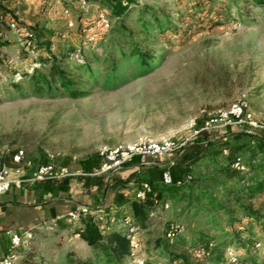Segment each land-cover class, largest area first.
<instances>
[{
  "label": "rangeland",
  "instance_id": "rangeland-1",
  "mask_svg": "<svg viewBox=\"0 0 264 264\" xmlns=\"http://www.w3.org/2000/svg\"><path fill=\"white\" fill-rule=\"evenodd\" d=\"M93 1L96 5L86 12L72 9L76 25L69 30L66 22L70 16L63 14L64 4L57 0H0V155L21 149L29 167H38L47 159L77 172L85 162L99 160L102 145L133 142L144 136L185 143L178 152L184 147L191 149L206 132L208 140L222 148L235 130L195 131L208 117L239 98L248 100L249 111L257 120H264V7L245 5L241 0H120L129 10L119 18L112 8L115 0ZM142 8L156 10L168 29L154 30L145 39L140 18L150 22L153 18L149 12L142 14ZM100 11L112 19L108 31L98 22ZM13 19L21 27L36 31L33 52L20 46L7 25ZM119 22L124 23L128 34L135 33L143 49L156 50L158 56L149 61V67L142 66L137 58L129 59L116 81H109L110 56L116 49L119 56L118 48L122 49L117 39L128 54L130 50L131 39L113 33ZM76 52L81 53L78 58L65 57ZM82 58L93 60L99 77L84 96L72 97L57 88L37 91L27 74L18 82L14 79L17 72L24 73L35 61L45 62L47 65L39 70L48 72L54 59L72 68L81 64ZM209 151L206 148L205 152ZM223 151L228 154V149ZM176 152L158 159V164L170 170L181 157ZM209 160H200L194 172L204 170ZM144 170L133 177L127 173L117 175L125 182L119 183L118 190L112 185L106 195L103 192L99 204L115 208L116 194L133 192L139 185L135 178ZM179 195L163 188L162 198L154 193L141 201L157 199L172 205L139 230L138 256L146 264H180L178 254H186L192 262L220 264L227 246L248 263L264 264V247L254 246L264 240V194L246 202L259 210L258 218L248 217L239 209L233 215L219 213L211 217L194 216V211L183 214L173 201ZM115 213V218L121 219V212ZM109 217L101 221L93 218L105 235L122 228L121 222L110 223ZM171 222L183 226V230L168 245L164 234ZM109 223L112 226L107 230ZM57 225L48 222L34 229L19 264H66L70 257L78 263L96 257L97 251L81 235L75 236L79 224L65 220ZM201 232L216 237L223 258L217 259L218 252L212 258L203 255V244L196 242ZM119 264H129L128 258Z\"/></svg>",
  "mask_w": 264,
  "mask_h": 264
},
{
  "label": "trees",
  "instance_id": "trees-1",
  "mask_svg": "<svg viewBox=\"0 0 264 264\" xmlns=\"http://www.w3.org/2000/svg\"><path fill=\"white\" fill-rule=\"evenodd\" d=\"M245 5L253 4L259 7H264V0H241ZM114 15L121 18L129 10L128 7L123 6L120 0H115V4L112 7ZM151 13L153 20L141 19L142 33H144L145 39L154 30L163 31L168 29L156 10L142 8V14ZM142 17V16H141ZM114 34H120L126 38H130L129 54L125 50L123 43L119 39V45L122 49L119 56H116L117 49L112 52L111 68L107 74L109 81H116L119 77V71L122 66H125L129 59L137 58L140 64L144 67H149V61L155 59L158 56L156 50L143 49L140 42L136 39L135 33L129 32L123 22H119L113 28ZM0 35H2V29L0 27ZM115 40V38H112ZM1 40V38H0ZM128 40H126L127 42ZM125 43V42H124ZM67 59H72L71 54L65 55ZM83 57V55H82ZM98 68L93 63V60L89 58H82L81 64H74L72 68L66 67L57 59H54L51 63V67L48 72L37 69L30 76V83L37 91H52L54 88L63 89L72 97H80L87 95L90 92L91 85L99 81L97 75ZM15 87L20 88L19 84L14 83ZM206 132H203L197 142L191 147L182 148L176 154L181 153L179 161L175 166L170 167V172L175 181L184 179L187 175H192V179L186 181L183 185H165L162 181L163 172L166 167L160 164H141V157L137 156L134 160L125 165V168L131 169L129 175L135 176L140 172V169H145L142 175L136 176L135 180L139 182L138 187L142 182H149L160 198L163 196V188H167L172 192H180L179 196L174 198V205L180 209V213L185 214L188 211H194V216L199 217H211L216 216L219 213H226L227 215H233L236 210H242L246 216L258 218L259 210L253 208L252 204H246V202L252 201L257 195L264 194V135L261 137L253 138L252 135L246 132L230 133V137L225 141L221 148L217 142L208 140ZM207 139V140H205ZM205 140V141H204ZM207 142V143H206ZM206 148L210 149L209 152H205ZM224 148L228 149V154L224 153ZM185 149V150H184ZM184 150V151H183ZM16 151L3 155L4 161L8 165H13L12 155ZM204 157L210 158L206 168L194 172L193 167L202 160ZM93 161L84 163L86 172L93 173L99 166L100 157ZM237 159H241L243 164L248 170L243 171L235 168L233 165ZM44 163H49V160H45ZM114 174H93L91 175L95 180V185L100 188L103 187L104 195H106L108 188L112 185H117V190L122 182L121 178H117V173ZM89 179V178H88ZM128 179H126V182ZM106 182V186L104 184ZM130 182V180H129ZM120 183V184H119ZM246 183V184H245ZM136 187V188H138ZM110 190V189H109ZM130 194V195H129ZM125 194H116V205L124 206V213H128L132 216V224L137 225L140 228H145L149 222V214L153 208L152 200L148 199L146 202H141L135 198L134 191ZM102 201V199H101ZM99 208L108 210L109 208L98 204ZM79 230L81 237L88 245L97 251V255L94 259L88 258L80 260L78 263L74 259H70L66 264H119L130 255V244L123 236L122 231H112L107 235L103 234L98 224L93 221V216L87 215L80 220ZM170 227V223L167 224L166 232ZM169 245V239H167ZM214 242L215 247L211 251L212 258L217 253V259L222 256L219 246L216 242V237L209 236L205 232H201L200 238H197V244H207ZM171 242V241H170ZM225 248H223V255ZM221 253V254H219ZM223 258V257H222ZM176 259L180 264H208L201 261L192 262L186 254H178ZM208 261V260H207Z\"/></svg>",
  "mask_w": 264,
  "mask_h": 264
},
{
  "label": "built area",
  "instance_id": "built-area-1",
  "mask_svg": "<svg viewBox=\"0 0 264 264\" xmlns=\"http://www.w3.org/2000/svg\"><path fill=\"white\" fill-rule=\"evenodd\" d=\"M58 3L64 4L63 14L70 18L67 19V28L69 30L74 29L76 23L71 18L72 9L75 8L79 12L83 13L88 11L91 7L96 5L93 0H57ZM69 2V4H66ZM98 22L103 30H110L112 26V19L105 11H100L98 16ZM9 28L16 34L17 40L20 46L27 52H33L36 42V31L30 28H23L21 25L13 20L7 22ZM94 38V37H93ZM81 55L80 52L72 53L71 58H78ZM79 61L82 62L81 59ZM47 65L42 61H35L27 68L24 73L17 72L15 74V81L18 82L24 78V74L31 76L37 69ZM214 128H231L238 132H248L256 137H261L264 132V120H257L253 113L249 111V102L245 98H239L234 101L228 108L221 109L217 114L208 117L204 122L201 129L196 130L195 134H198L202 130H211ZM226 137V136H225ZM185 143L178 144L172 138H163L156 140L154 138L144 136L133 142L121 143L114 146L102 145L98 150L100 157V166L92 174H114L121 170L126 164L132 162L135 157H141V164L150 165L158 164V159L170 156L174 154L177 149L182 147ZM25 152L23 150H16L12 155L13 164L19 168L24 161ZM14 165H8L3 155H0V195L6 194L14 183H20L22 180H15L12 176ZM240 170H246V166L241 159H237L233 165ZM73 173L67 166L56 165L55 163H44L39 165L32 175L27 178L31 183L44 181V180H59L71 176ZM192 175H187L184 179L175 181L172 177L170 170H165L162 175V181L165 185H183L186 181L191 180ZM129 192H125L128 195ZM154 194L153 187L149 182H142L138 188L134 190L135 198L140 201H145L148 195ZM171 203H160L157 199L153 200V208L150 211L149 217L153 218L158 216L164 211L171 208ZM116 210H112L107 213L102 208L93 212L92 208L87 205H80L77 208L69 211L62 218L72 225H77L80 220L87 216H93L97 220H105L109 217L110 223L115 221L121 222V231L123 236L130 244V255L128 257L129 264H146L144 258L138 256V251L141 248L140 238L138 236L141 229L137 225L132 224V216L128 213H124L121 216L115 218ZM58 219H52L51 223L56 225ZM108 224L106 229L110 230L112 224ZM183 226H180L176 222H171L168 231L166 232V238L171 242H174L176 238L182 233ZM10 234V247L8 253L0 259V264H19L21 260L20 248L23 245L29 244L33 238V231H28L25 234L19 232H9ZM75 236H80V233H76ZM256 249L264 247V240L255 242ZM215 243L209 242L202 245L203 255L206 257L211 256V251L214 249ZM224 260L220 264H251L244 261L231 246H227L224 251Z\"/></svg>",
  "mask_w": 264,
  "mask_h": 264
},
{
  "label": "crops",
  "instance_id": "crops-1",
  "mask_svg": "<svg viewBox=\"0 0 264 264\" xmlns=\"http://www.w3.org/2000/svg\"><path fill=\"white\" fill-rule=\"evenodd\" d=\"M30 165L25 161L19 168L14 165L12 176L22 182L14 183L6 194L0 195V259L8 253L11 243L9 232L25 234L44 227L52 219H58L56 225L61 226L65 223L62 217L80 205L89 206L93 212L99 210L103 189L95 185L93 174L86 172L84 167L63 179L31 183L27 178L37 167ZM130 172L131 169L122 168L117 175ZM114 209L122 214L124 206L116 205L105 211L110 213ZM28 245L20 248L21 255Z\"/></svg>",
  "mask_w": 264,
  "mask_h": 264
}]
</instances>
